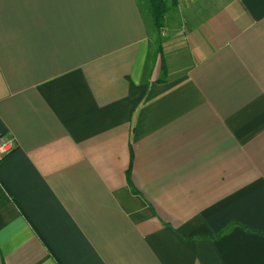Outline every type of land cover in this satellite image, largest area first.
<instances>
[{
  "label": "crops",
  "instance_id": "obj_1",
  "mask_svg": "<svg viewBox=\"0 0 264 264\" xmlns=\"http://www.w3.org/2000/svg\"><path fill=\"white\" fill-rule=\"evenodd\" d=\"M165 2L0 0V264H264V0Z\"/></svg>",
  "mask_w": 264,
  "mask_h": 264
},
{
  "label": "trees",
  "instance_id": "obj_2",
  "mask_svg": "<svg viewBox=\"0 0 264 264\" xmlns=\"http://www.w3.org/2000/svg\"><path fill=\"white\" fill-rule=\"evenodd\" d=\"M147 2L150 7L152 22L155 28L159 29L161 27L163 16L167 9V4L165 0H147ZM128 173H129L128 170H126L125 178H126V183L130 185ZM130 191L131 193H135L134 191H132V189Z\"/></svg>",
  "mask_w": 264,
  "mask_h": 264
},
{
  "label": "built area",
  "instance_id": "obj_3",
  "mask_svg": "<svg viewBox=\"0 0 264 264\" xmlns=\"http://www.w3.org/2000/svg\"><path fill=\"white\" fill-rule=\"evenodd\" d=\"M13 148V142L10 139L0 137V159L8 155Z\"/></svg>",
  "mask_w": 264,
  "mask_h": 264
},
{
  "label": "rangeland",
  "instance_id": "obj_4",
  "mask_svg": "<svg viewBox=\"0 0 264 264\" xmlns=\"http://www.w3.org/2000/svg\"><path fill=\"white\" fill-rule=\"evenodd\" d=\"M154 35H155V39L157 40V42H161L163 39L162 38H159L157 36V33H156V30L154 29Z\"/></svg>",
  "mask_w": 264,
  "mask_h": 264
}]
</instances>
